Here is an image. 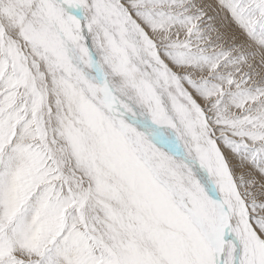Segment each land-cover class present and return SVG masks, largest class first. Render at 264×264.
<instances>
[{"label":"snow or ice","instance_id":"6c2138e0","mask_svg":"<svg viewBox=\"0 0 264 264\" xmlns=\"http://www.w3.org/2000/svg\"><path fill=\"white\" fill-rule=\"evenodd\" d=\"M0 264H264V0H0Z\"/></svg>","mask_w":264,"mask_h":264},{"label":"rangeland","instance_id":"374dc122","mask_svg":"<svg viewBox=\"0 0 264 264\" xmlns=\"http://www.w3.org/2000/svg\"><path fill=\"white\" fill-rule=\"evenodd\" d=\"M207 2L214 4L215 3V0H207Z\"/></svg>","mask_w":264,"mask_h":264}]
</instances>
